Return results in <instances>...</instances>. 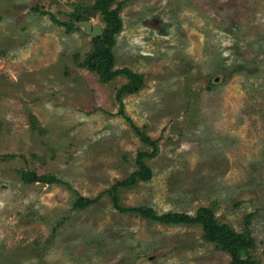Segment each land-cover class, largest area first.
I'll use <instances>...</instances> for the list:
<instances>
[{
    "label": "rangeland",
    "instance_id": "374dc122",
    "mask_svg": "<svg viewBox=\"0 0 264 264\" xmlns=\"http://www.w3.org/2000/svg\"><path fill=\"white\" fill-rule=\"evenodd\" d=\"M96 3L0 0V264H230L200 225L114 207L108 190L154 150L122 105L158 153L151 181L118 189L121 207L211 208L250 231L264 264V0L127 1L115 69L145 84L122 103L129 80L104 84L84 65L97 45L78 23L104 27ZM78 196L95 203L78 209Z\"/></svg>",
    "mask_w": 264,
    "mask_h": 264
},
{
    "label": "trees",
    "instance_id": "16d2710c",
    "mask_svg": "<svg viewBox=\"0 0 264 264\" xmlns=\"http://www.w3.org/2000/svg\"><path fill=\"white\" fill-rule=\"evenodd\" d=\"M130 1V0H127ZM126 1V2H127ZM117 0H97L96 7L102 16L104 22L103 36L95 38L96 49L87 56L84 64L89 70L97 73L100 81L104 84H109L114 79L124 76L129 80L126 85H123L118 92V101L122 103L124 95H132L141 91L144 87V76L137 74L131 69H115V56L113 49L117 43V37L124 29V23L121 17L122 7L126 2L118 4L114 8ZM36 11V9H34ZM43 15H50L52 21L59 26H66L69 30L74 27L69 23L58 21L51 13L41 12ZM119 116H122L126 122L133 128L142 141L153 146V152H139L137 156L138 170L133 173L128 179L122 182H117L108 194L112 198L114 207L123 213L136 214L140 217L167 226H191L200 225L203 228V238L206 242L214 244L218 249L224 251L231 257L230 264H258L259 262L253 258L252 251L255 248V242L252 239L250 231L247 229L244 233H238L229 225L219 224L216 220L214 210L208 207L200 208L195 216L186 213H167L158 215L152 208H122L117 191L120 187H133L139 182H149L153 178L152 169L146 164L147 159L154 158L158 153V145L151 140L140 128L136 127L131 118L126 114L122 105ZM23 179L27 183L42 182L45 184H63L62 180L52 176H38L37 174L23 173ZM95 203V200L78 196L75 207L82 209L89 207Z\"/></svg>",
    "mask_w": 264,
    "mask_h": 264
},
{
    "label": "water",
    "instance_id": "95a60500",
    "mask_svg": "<svg viewBox=\"0 0 264 264\" xmlns=\"http://www.w3.org/2000/svg\"><path fill=\"white\" fill-rule=\"evenodd\" d=\"M78 26L83 27L85 29V34L88 36H91L93 38H98L103 36L104 29L102 25L93 26V24L89 21H82L78 23Z\"/></svg>",
    "mask_w": 264,
    "mask_h": 264
}]
</instances>
